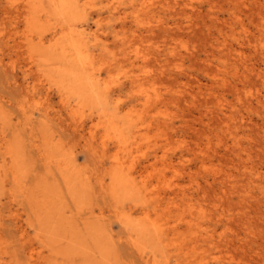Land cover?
Masks as SVG:
<instances>
[{
  "label": "rangeland",
  "instance_id": "obj_1",
  "mask_svg": "<svg viewBox=\"0 0 264 264\" xmlns=\"http://www.w3.org/2000/svg\"><path fill=\"white\" fill-rule=\"evenodd\" d=\"M64 1L0 0V264H264V0Z\"/></svg>",
  "mask_w": 264,
  "mask_h": 264
},
{
  "label": "bare ground",
  "instance_id": "obj_2",
  "mask_svg": "<svg viewBox=\"0 0 264 264\" xmlns=\"http://www.w3.org/2000/svg\"><path fill=\"white\" fill-rule=\"evenodd\" d=\"M31 1V0H30ZM69 1V0H68ZM35 2V1H34ZM57 2H58V0H57ZM72 2H73V0H72ZM74 3V2H73ZM59 4H60V11L62 12V13H66L67 11H68V9H69V6H68V4L64 1V0H59ZM57 5V4H56ZM82 5V4H81ZM57 7V6H56ZM58 8V7H57ZM35 21V20H34ZM67 30V29H66ZM60 31V30H59ZM62 32V31H61ZM70 33V32H69ZM68 33V34H69ZM60 34V33H59ZM71 34V33H70ZM83 34V33H82ZM82 34H81V36H82ZM62 36V35H61ZM80 36V37H81ZM87 36V35H86ZM70 37V36H69ZM72 37V36H71ZM73 37H74V35H73ZM72 37V38H73ZM79 37V38H80ZM59 38V37H58ZM61 38V37H60ZM40 40V39H39ZM43 41V40H42ZM83 41V40H82ZM48 42H50V41H48ZM40 43H41V41H40ZM42 44V43H41ZM45 44V43H44ZM82 44H85V43H82ZM67 45H69V44H67ZM67 45H66V47H67ZM71 45H73V44H71ZM71 45H70V47H71ZM56 46H57V44H56ZM74 46V45H73ZM73 46H72V49L71 50H73ZM83 46V45H82ZM70 47L68 48L69 49V52H70ZM61 49V48H60ZM74 49H75V46H74ZM63 51V50H62ZM77 50H74V52H76ZM83 51H84V49H83ZM77 53V52H76ZM81 53L82 54H84L82 51H81ZM159 54V53H158ZM69 55V54H68ZM70 55H72V54H70ZM69 55V56H70ZM78 55L79 54H77V58H78ZM160 55V54H159ZM73 56H75V55H73ZM72 56V57H73ZM65 57H68V56H66L65 55ZM76 57V56H75ZM74 57V58H75ZM80 57V56H79ZM76 58V59H77ZM82 58V59H81ZM86 57L85 56H82V57H80V61L82 62L81 64H83V66L84 65H86L87 66V60L85 59ZM90 58V57H89ZM143 57L141 56V59H142ZM79 59V58H78ZM154 60H155V57L153 58ZM86 60V61H85ZM144 60V59H143ZM77 61H79V60H77ZM80 61H79V63H80ZM88 61H90V59L88 60ZM133 62V61H132ZM81 64H80V66H81ZM130 64H132L131 62L129 63V65ZM64 65V64H63ZM128 65V66H129ZM92 66V65H91ZM90 65L89 66H87V67H91ZM93 67V66H92ZM79 68H81V71H83L82 69L83 68H85V66L82 68V66L81 67H79ZM89 69V68H88ZM91 70V69H90ZM94 71V70H93ZM92 71V72H93ZM62 75H68V76H70V77H72L73 78V80H74V82H75V84H77L78 85V87H82V88H84V89H87V86H86V84H85V81H84V78L82 77V76H80L79 74L77 75L76 73L77 72H75L74 71V69H70V68H66L65 66L62 68ZM93 76V75H92ZM171 77V76H170ZM173 77V76H172ZM131 78V77H130ZM138 78V77H137ZM143 78V77H142ZM149 78V77H148ZM141 79V78H140ZM136 80V79H135ZM134 80V81H135ZM143 80H144V78H143ZM139 82L141 81V80H138ZM146 81H148V80H146ZM136 82V84L138 83L137 81H135ZM142 82V81H141ZM129 83H133V80H131ZM148 83V82H147ZM140 86V85H139ZM142 86V85H141ZM77 87V88H78ZM60 88V87H59ZM76 88V87H75ZM104 88V87H103ZM135 95V94H134ZM154 96V95H153ZM152 96V97H153ZM155 96H156V94H155ZM154 96V97H155ZM160 96V95H159ZM158 95L155 97V101L153 100V98L152 99H150V96L148 97V96H143V98H146L145 99V102H144V99H143V101H141V103L142 104H144L145 105V107H148V106H150L149 105V103L148 102H150L151 101V103H152V101L154 102V103H156V101H160V98H161V100H163V97H159ZM65 97H67V96H65ZM159 97V98H158ZM140 98H142V97H138V95H136V99L137 100H140ZM150 99V100H149ZM116 101V100H115ZM117 102V101H116ZM115 102V107H117L118 108V106H119V102L118 103H116ZM161 102V101H160ZM158 103V104H161V103ZM140 104V103H139ZM156 106V105H155ZM134 107V106H133ZM151 107V106H150ZM154 107V106H153ZM135 108V107H134ZM104 113V112H103ZM116 117V116H115ZM124 119V118H123ZM126 119H127V117H126ZM107 120V119H106ZM125 121V120H124ZM107 122V121H106ZM106 122H104V123H106ZM110 123H111V126L113 127V126H117V122L115 123V121H112V119H110V121H109ZM127 123V122H126ZM131 123V122H130ZM129 123V124H130ZM164 123V122H163ZM166 123V122H165ZM164 123V124H165ZM107 124V123H106ZM156 124V123H155ZM110 125V124H109ZM167 125V124H166ZM173 125V124H172ZM172 125H170V126H172ZM128 126V125H127ZM138 126V125H137ZM108 127H110V126H108ZM107 127V128H108ZM115 127L114 128H111L110 130H116V134L118 135V137L116 136V138H118L119 140H124V143H125V141H126V139L124 138V137H121V136H123V130H122V126H117L116 128L117 129H115ZM137 128V127H136ZM168 128V127H167ZM171 128V127H170ZM128 129V128H127ZM109 130V131H110ZM125 131H127V130H125ZM137 133H138V130L136 129V130H134V131H132V134H131V136H129L130 138H137V137H135L136 135H137ZM109 135V134H108ZM112 136V135H111ZM128 137V138H129ZM111 139V138H110ZM113 140V139H112ZM130 140V139H129ZM134 142V141H133ZM123 143V141H122V144H124ZM128 143V141L126 142V144ZM157 154H156V152H154L153 153V158L154 159H157ZM178 158H180V157H178ZM169 160H172V158L171 159H169ZM170 162V161H169ZM172 162V161H171ZM62 166V165H61ZM114 168H116V166L114 167ZM114 168H113V170H114ZM129 170V169H128ZM120 171V170H119ZM117 169H115L114 170V172L112 173V176H111V178H112V187H111V189L113 190V191H115V193L117 192V191H126L127 189H130V187H131V182H129V179L127 180V178L123 175V173L121 172H119ZM129 178V177H128ZM131 179V178H130ZM131 242H133L134 243V246L133 247H138L139 249H140V247L139 246H137L138 245V243H137V239H135V238H131ZM208 242V241H207ZM138 250V249H137ZM141 250V249H140ZM152 251V250H151ZM152 258H154V255L152 256Z\"/></svg>",
  "mask_w": 264,
  "mask_h": 264
}]
</instances>
